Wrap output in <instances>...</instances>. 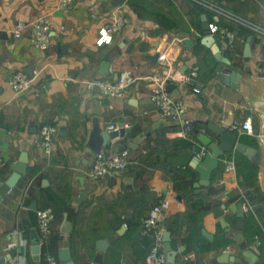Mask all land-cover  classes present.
<instances>
[{"label": "crops", "instance_id": "obj_1", "mask_svg": "<svg viewBox=\"0 0 264 264\" xmlns=\"http://www.w3.org/2000/svg\"><path fill=\"white\" fill-rule=\"evenodd\" d=\"M213 1L264 29V0ZM194 7L196 19L190 15ZM115 14L126 17V22L110 43L101 44L98 30ZM202 14L207 25L216 22L234 33L233 47L220 51L233 68L249 76L247 84L245 81L234 88L221 81L216 71L219 62L201 42L209 34L203 30ZM40 16L49 17L46 49L32 45L30 25L20 37L12 36L17 22L30 24ZM194 24L199 25L201 36L192 34ZM241 28L248 32L244 39ZM248 36L250 56H244ZM186 39L192 41L191 46L184 43ZM154 54L159 55L156 61L150 57ZM0 56H4L0 65L3 180L12 172L21 151L28 154L26 173L0 200V254L7 256V261L36 264L30 252L31 232L37 231L35 210L50 207L52 231L41 248V264H49L45 252L56 258L55 264H62L58 260L60 248L68 249L75 264H90L99 252L96 241L115 234L126 218L129 222L102 252L100 264H146L152 236L141 231V222L153 203L168 198L162 226L170 232V244L176 250L174 264H239L225 262L224 252L239 255L243 264H264L263 117L250 103L263 95L264 35L189 0H126L122 5L113 0H70L66 7L59 6V0H0ZM106 60L108 66L104 67ZM190 68L197 69L204 83L200 94L177 82ZM18 69L32 81L31 88L22 93L7 85L8 76ZM123 70H130L134 81L118 96L85 87L86 81L95 77L113 81ZM154 76L167 78L168 92L185 105L181 120L190 121L191 129L186 137H177L170 133L177 122L167 120L165 127L132 148L129 144L135 136L163 119L156 108L143 104L150 97ZM247 116L252 119L255 135L231 132L256 148L260 159L237 150L222 157L211 173L212 185L220 188L217 193L210 194L205 186L195 187L199 175L190 166L169 162L179 150L202 147L199 128L208 131L207 121L229 129L232 121ZM44 124L57 128L49 156L43 155L39 142ZM109 124L129 131L125 137L110 139L101 149L119 150L124 144L129 149V162L123 171L92 179L88 172L94 153L87 142L94 130L107 132ZM30 126H36V132L29 131ZM227 158L237 163L234 171L226 170ZM245 161L254 167L255 174L243 180L247 169L242 171L239 163ZM216 198L227 208L243 205L248 213L242 217L243 230L236 227L238 218L230 210L224 214L229 230L221 226L213 214ZM64 221L70 224L67 232L62 231ZM238 232L244 236V251L231 238Z\"/></svg>", "mask_w": 264, "mask_h": 264}, {"label": "built area", "instance_id": "obj_2", "mask_svg": "<svg viewBox=\"0 0 264 264\" xmlns=\"http://www.w3.org/2000/svg\"><path fill=\"white\" fill-rule=\"evenodd\" d=\"M70 0H59V6L66 7ZM190 2L204 7L215 12L216 16L222 15L227 19L242 24L243 26L255 31L257 34L264 35V29L260 26L244 20L239 16H235L227 11L213 0H189ZM126 17L121 14H115L111 21L103 24L98 30V41L102 44H108L112 41L116 32L125 24ZM28 25L32 28L30 41L32 45L44 50L48 47L50 36L49 32V17L40 16L30 24L17 22L12 29V36L18 38L22 35L23 29ZM207 32L217 39V44L220 50L231 49L234 45V33L225 26H221L216 22L208 23ZM194 36H201V33L195 29L192 30ZM134 81V74L130 70H123L119 73L117 78L113 81L104 79L102 77H95L89 79L85 83V87L89 90L96 89L99 92L118 96ZM153 87L151 88L150 98L154 102L159 114L166 120L177 122V126L170 133L177 137H186V133L191 129V122L188 120H181V116L185 111V105L173 98L167 90V78H160L154 76L152 78ZM177 82L184 85L188 90L194 94H200L204 88V83L196 68H190L181 73ZM7 85L15 92L22 93L32 86L30 77L21 69L11 73L7 78ZM117 129L113 124L107 125V130ZM229 130L237 134H247L254 136L255 130L250 116L241 120H234L229 125ZM57 131L55 125L44 124L39 130L40 148L44 156H49L52 151L54 135ZM195 156L201 158L206 153V147L202 146L199 149H192ZM129 162V149L123 148L121 150H105L100 149L99 152L94 153L92 164L89 169V176L92 179L101 178L116 171H123L126 169ZM3 159L0 157V183L3 181L1 174V167ZM226 170L234 171L235 164L233 159L226 160ZM168 198H160L152 204L148 213L141 222V231L149 233L152 236V243L146 253V264H165L166 253L162 244V233L164 231L162 220L166 209L168 208ZM247 209V208H246ZM36 227L39 238L40 256L41 248L47 242L48 237L52 231L53 211L50 207L38 208L35 210ZM44 259L49 264H55L56 258L50 253L43 254ZM5 264H24L20 261H8ZM127 264V263H121Z\"/></svg>", "mask_w": 264, "mask_h": 264}, {"label": "water", "instance_id": "obj_3", "mask_svg": "<svg viewBox=\"0 0 264 264\" xmlns=\"http://www.w3.org/2000/svg\"><path fill=\"white\" fill-rule=\"evenodd\" d=\"M125 1L126 0H113V2L118 5H122ZM201 18L204 21L203 30L207 31L208 25L205 21V15L202 14ZM250 40L251 37L248 36L246 38L243 47L244 56H250ZM201 42L207 47H209L215 60L219 62L216 66V71L218 72L219 77L224 84L228 86H232L234 88H238L239 85L244 83L245 81L246 84L248 83V80L246 78H248L249 76H245V74L242 71L232 67L231 62L228 60L227 57L223 56L218 44L215 42V39L212 35L210 34L204 35L201 38ZM184 43L188 46L192 45V41L189 39L184 40ZM150 57L153 61H156L159 55L154 54L153 56ZM3 60H4V56H0V65ZM102 65L104 67L108 66V61L107 60L103 61ZM102 72L105 73L106 71H102ZM262 86L263 84L261 85V87ZM262 89H263V95L259 98L251 99L250 103L256 109V111H258L263 117V124L260 132L261 134L264 135V88ZM143 104H146L147 108L149 109L156 108L154 102H152L150 97L146 98L143 101ZM205 124L208 131L199 128L201 132L198 135L199 142L202 144V146L206 147L207 149L203 157L199 158L195 156L193 151L190 150H179L175 156L168 158V160L174 166H178V165L190 166L199 175L198 180L194 184V186L195 187L205 186L210 194H214L217 193L220 190V188H215L212 185L211 173L218 166L222 157H225L226 155L230 154L232 151L237 150L244 153L247 157L255 158L256 161H259L260 153L257 152L256 148L250 147L239 141L238 137L226 127L208 121ZM166 125H167V120L164 118L154 121L152 124L148 125L140 134L135 136L132 139V142L131 144H129V146L132 148H136L140 140L146 138L148 135H150L158 128H163ZM36 130H37L36 126L29 127V131L31 132H36ZM128 131H129L128 128H118L114 130H108L107 132L100 134V132L96 129L91 133L90 138L87 142V147L93 153H97L100 151L102 146H106L108 144L110 139L115 138L117 136L125 137V133ZM124 147H125L124 144L119 145V150L123 149ZM27 162H28V154L25 150H23L21 151L18 159L11 167L12 172L0 183V200L8 193V191L11 188H13L16 185L19 178L26 173ZM81 180H83V178H80V181ZM80 196L84 198L85 196L84 192H80ZM146 196L147 198H149L150 194H147ZM212 207H213L214 217L218 219L219 223L221 224V226H223L226 229V231L229 230L226 227V221L224 218V214L226 210H230L238 218V223L236 227L240 230L244 229L242 217L243 215H247L248 213L247 211L243 210L242 204H233L231 206H228L227 208L225 203L221 202L218 198H216L213 201ZM33 208L36 209L35 206H33ZM128 222H129V218H126L125 222L120 226L119 229L116 230L115 234H111L106 238H101L96 241L95 248L99 252L95 254L90 264L101 263V259L103 256L102 252L106 251L108 245L113 243L117 234L122 233V230L124 229L126 223ZM69 228H70L69 222L64 221V224L62 226V231L67 232ZM205 235L208 237L210 234L209 235L205 234ZM231 238L236 243L240 244L239 249L241 251L246 250L247 246L244 243V236L241 232L232 235ZM38 242H39L38 232L36 231V229H34L31 232L30 252L32 254L33 261H35L36 264H41L40 246ZM162 244H163V249L166 253V263L174 264L176 257V250H174L171 247L170 232L168 230H164L162 233ZM223 256L226 257V259L224 260L225 262L229 261L232 263L243 264V260L242 258H240L239 255H232L229 254L228 252H224ZM58 260L62 264H75L72 261L67 248L59 249ZM6 262H8L7 256L0 254V264H5ZM252 264H260V262L253 261Z\"/></svg>", "mask_w": 264, "mask_h": 264}, {"label": "trees", "instance_id": "obj_4", "mask_svg": "<svg viewBox=\"0 0 264 264\" xmlns=\"http://www.w3.org/2000/svg\"><path fill=\"white\" fill-rule=\"evenodd\" d=\"M193 4H194V3H193ZM194 5H195L196 7H201V6L197 5V4H194ZM201 8H203V7H201ZM190 15H191L192 18H195V19L198 17V11L196 10L195 7L192 9ZM192 20H193V19H192ZM197 22H198V21H197ZM218 23H219V22H218ZM194 27H195V29H197L199 32H201V29H200V27H199L198 24H197V25L194 24ZM228 27H229V26H228ZM241 29H242V30H240L241 37L244 39V38L246 37V35H247L248 32H247V30H246L245 28H241ZM235 165H237L236 162H235ZM239 165L241 166L240 168H241L242 171L245 170V168L247 169V171H245V172L242 173L243 180H245L246 178H250V177L254 176V174H255V169H254V167L249 166V164H248L246 161H245V162H242V164L239 163ZM165 264H169V263H165Z\"/></svg>", "mask_w": 264, "mask_h": 264}]
</instances>
